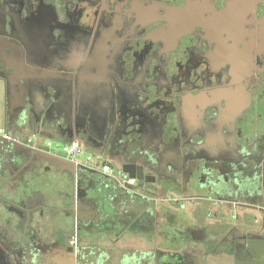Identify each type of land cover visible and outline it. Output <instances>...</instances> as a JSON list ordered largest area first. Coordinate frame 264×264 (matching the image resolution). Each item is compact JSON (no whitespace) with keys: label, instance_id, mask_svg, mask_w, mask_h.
Masks as SVG:
<instances>
[{"label":"flooded vegetation","instance_id":"1","mask_svg":"<svg viewBox=\"0 0 264 264\" xmlns=\"http://www.w3.org/2000/svg\"><path fill=\"white\" fill-rule=\"evenodd\" d=\"M0 79L17 110L0 135V264H63L69 248L118 263L134 228L116 196L139 185L123 179L125 164L145 166L149 208L157 192H187L197 178L224 209L258 195L262 177L264 188V150H248L264 143V0H0ZM45 130L55 139L37 147ZM75 141L86 162L55 151ZM49 174L67 181L57 209L72 226L60 242L39 237L28 192ZM228 248L231 264H264L262 234Z\"/></svg>","mask_w":264,"mask_h":264},{"label":"crops","instance_id":"2","mask_svg":"<svg viewBox=\"0 0 264 264\" xmlns=\"http://www.w3.org/2000/svg\"><path fill=\"white\" fill-rule=\"evenodd\" d=\"M16 112L15 108L10 109L6 82L0 79V127H6L10 122H14ZM50 133L49 130H45L39 138H33L37 147L43 148L46 141L55 139ZM16 136L31 138L33 132L31 130L17 132ZM255 148L264 150V143L252 145L248 150ZM215 164L209 161L207 163L209 169L206 172L216 177L219 172L213 168ZM197 181L198 178L190 184L187 192H157L154 196L156 202L150 205L152 217L144 216L146 220L144 225H132L133 232L124 236L119 243L120 257L130 256L132 264H155L157 261L160 264H200L199 262H205V258L209 256L210 260L207 262L209 264H231L234 256L229 252L228 245L231 246L236 236L239 237L249 231L264 235L263 177L259 180L261 188L258 195L248 198L241 196L237 203L233 202V205L228 203L226 209L221 206L216 195L208 191V183L204 182L200 188ZM31 183V190L28 192L41 208L37 215L39 237L45 241L51 239L60 242L62 232L72 226L71 220L57 209L65 199L63 192L67 181L49 174L46 177L41 175ZM116 198L114 210L123 217L129 210L148 205L147 199L137 198L134 194L131 198L119 193ZM111 201L108 196L103 199L99 215L105 218L106 214L113 212ZM248 205H255L256 208H250ZM12 219L10 221L15 222V219ZM255 220L259 223L256 224ZM1 224L4 222L1 221ZM11 234L17 235L14 231ZM82 239L86 247L92 246L91 237L83 234ZM122 263L120 259L118 264Z\"/></svg>","mask_w":264,"mask_h":264},{"label":"water","instance_id":"3","mask_svg":"<svg viewBox=\"0 0 264 264\" xmlns=\"http://www.w3.org/2000/svg\"><path fill=\"white\" fill-rule=\"evenodd\" d=\"M18 97H19V95H18ZM23 98H24V94L21 95V100ZM42 101H43V99H42ZM44 114L47 115L46 110H43L42 116ZM27 121H28V117L26 119V123H27ZM6 140H7L6 138L0 137L1 145H4V142ZM126 141H127L128 145L134 144L133 138H129ZM157 151H155L154 153H156ZM185 151L186 152L187 151L190 152V149L186 148ZM56 158H59V157H56ZM188 160L189 159H187V161ZM186 163H188V162H186ZM108 165H110V164H108ZM187 167H189V165ZM84 169L85 168H83L81 165H77L74 168V173H72L73 176H74V179L75 178L78 179V177H81L82 176L81 172ZM122 173H123V179H126V180L133 179L134 181H137L139 183V185H138L139 189L137 188V191L136 190L132 191V192L131 191L130 192L129 191H127V192L123 191V192H121L122 195H124L125 197H131L132 198V196L134 194L135 197H137V198L143 197V198H145V199H147L149 201L148 195L147 194H142V192H143L142 190H144L146 188V185L148 183H151L149 178L145 175V166L144 165H137V164H125V165L122 166ZM112 180L114 182L118 183V180H116L115 178H112ZM135 203H136V201H135ZM136 208L137 209L127 211V214L131 215L130 216L131 218H130L129 225L138 226L139 224H142V225L146 224V220H145L144 216H151L152 217V213H151V210L149 208V205L142 206V207H136ZM67 247H68L67 243L62 245V248H64V249H66ZM68 252H70V256L64 257L65 259L63 261V264L64 263L65 264H97L98 261H99V260H97L95 258L84 257V254H86V253H85V251L83 252L81 248L80 249L76 248L74 250H73V248H69ZM121 260H122V257H121ZM206 262H207V259L205 258V262L201 261V264H204V263L206 264ZM155 264H160V263H159V261H157V263H155ZM250 264H256V263H250ZM257 264H259V263H257Z\"/></svg>","mask_w":264,"mask_h":264},{"label":"built area","instance_id":"4","mask_svg":"<svg viewBox=\"0 0 264 264\" xmlns=\"http://www.w3.org/2000/svg\"><path fill=\"white\" fill-rule=\"evenodd\" d=\"M0 135H3V136H6V132L3 128L0 127ZM63 152L71 157V158H74V159H78L81 157V154H80V143L75 141L69 145H66L63 147ZM106 171H108V168H105ZM128 182L130 184H134V180L131 179V180H128Z\"/></svg>","mask_w":264,"mask_h":264},{"label":"rangeland","instance_id":"5","mask_svg":"<svg viewBox=\"0 0 264 264\" xmlns=\"http://www.w3.org/2000/svg\"><path fill=\"white\" fill-rule=\"evenodd\" d=\"M1 126V125H0ZM55 150H57V152L63 153V147L62 146H57L55 147ZM81 161H87V155L83 154L80 158H78Z\"/></svg>","mask_w":264,"mask_h":264}]
</instances>
